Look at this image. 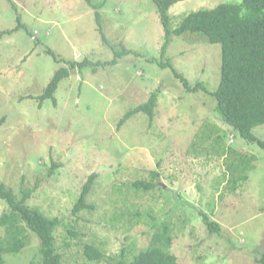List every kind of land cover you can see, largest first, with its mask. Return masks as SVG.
<instances>
[{"label":"rangeland","instance_id":"obj_1","mask_svg":"<svg viewBox=\"0 0 264 264\" xmlns=\"http://www.w3.org/2000/svg\"><path fill=\"white\" fill-rule=\"evenodd\" d=\"M241 1H179L169 9L171 28L192 12ZM94 2L102 4L101 24L87 0H0V32L12 30L0 36V119L6 118L0 180L19 197L32 188L28 204L61 219L55 235L65 264H111L124 249L132 259L164 220L172 225L171 251L179 264H260L264 149L216 112L221 45L187 31L173 35L163 55L165 29L153 0ZM114 58L117 64L102 65ZM86 59L89 64L60 81L54 98L41 100L58 69ZM168 60L191 85L208 91L188 92L170 67L159 64ZM153 92V118L139 112L119 126ZM252 133L264 140V124ZM241 152L255 160L234 179ZM93 174L87 197L93 208L74 213ZM139 180L160 181L164 190L137 189ZM6 210L0 198V218ZM138 211L143 214L130 228ZM204 213L219 231L208 229ZM26 234L25 247L6 253L4 264H39V239ZM86 244L107 257L88 259Z\"/></svg>","mask_w":264,"mask_h":264},{"label":"trees","instance_id":"obj_2","mask_svg":"<svg viewBox=\"0 0 264 264\" xmlns=\"http://www.w3.org/2000/svg\"><path fill=\"white\" fill-rule=\"evenodd\" d=\"M87 1L96 10V21L101 24L99 7L102 4L95 3L94 0ZM153 1L157 6L165 29L166 40L163 45V55L171 37L187 31L205 34L211 43L221 45V79L218 88L212 92L217 100L216 112L225 123L237 130L243 138L258 143L264 149V140L252 133L255 126L264 124V0H242L239 3H221L214 8L201 9L186 16L177 29L171 28L169 9L175 3L183 0ZM22 25L20 22L18 26ZM99 30L102 37L105 38L100 25ZM11 31L0 32V36ZM48 52H52V50H48ZM129 52L130 50L116 52L115 57L121 58L123 54ZM117 58L102 65L117 64ZM89 63L87 59L83 62L70 60V67L65 66L58 69L47 85L45 92L39 96L41 100L54 98L60 81L70 75V69L77 66L82 68ZM159 64L162 67H170L188 92H195L199 89L208 91L201 83H197L195 86L191 85L190 81L173 66L170 60L161 61ZM157 97L158 93L153 92L148 101L129 110L120 119L119 126H122L132 115L139 112L147 113L152 119ZM4 120H6L5 117L1 118L0 124ZM217 139L221 140V137ZM241 153L238 155L239 160L235 159L236 165L234 167L238 170L234 168V172L237 173V176L233 173L234 179L235 177L240 178V171L255 160L253 154L247 156L245 153ZM232 166L233 161L229 163L228 167L231 169ZM154 176L159 178L157 172L154 173ZM94 181L95 175L93 174L84 185L80 198L73 209L74 213L86 208H93L87 202V197L92 190ZM159 182L139 180L133 185L137 189L146 188L150 190L159 187L164 190V186L160 185ZM32 192V188H24L19 197L11 187L0 180V198L5 200L9 207V210H6L0 218V227L5 226L6 231L4 237L0 236V264H4L6 253H18L25 247L27 230L35 233L39 239L42 256L39 264H65L63 255L58 250L55 235L61 224V219L59 217L51 218L41 209L30 206L28 199ZM142 214L138 211L130 217L128 220V225H131L130 228L137 225L134 220ZM203 217L210 231H219L220 225L217 222L210 220L205 213ZM171 232V223L164 220L150 236L149 245L146 248L134 254L132 259L128 258L124 249L121 257L111 264H179L177 256L171 251L173 240ZM85 253L90 260L100 261L107 257L93 244L85 245ZM259 262L264 264V251L261 253Z\"/></svg>","mask_w":264,"mask_h":264}]
</instances>
